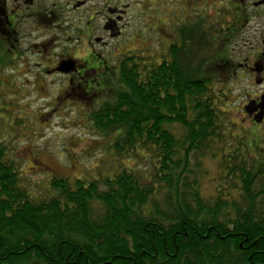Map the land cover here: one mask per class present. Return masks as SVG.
Instances as JSON below:
<instances>
[{
  "label": "trees",
  "instance_id": "obj_1",
  "mask_svg": "<svg viewBox=\"0 0 264 264\" xmlns=\"http://www.w3.org/2000/svg\"><path fill=\"white\" fill-rule=\"evenodd\" d=\"M196 20L185 67L175 47L171 63L134 52L104 79L115 92L95 94L79 78L72 86L92 103L103 99L86 118L111 142L103 153L118 172L101 166L36 183L20 169L12 135H0V264H264L263 124L246 112L243 127L227 118L219 79H234L239 31ZM9 50L0 43V69L12 66ZM206 161L216 164L213 179Z\"/></svg>",
  "mask_w": 264,
  "mask_h": 264
},
{
  "label": "rangeland",
  "instance_id": "obj_2",
  "mask_svg": "<svg viewBox=\"0 0 264 264\" xmlns=\"http://www.w3.org/2000/svg\"><path fill=\"white\" fill-rule=\"evenodd\" d=\"M187 1L188 16L204 14L214 28L220 30L221 24L224 27L232 20L227 9L229 0ZM152 3L153 0H128V17H124L120 26L123 38L114 40L108 49H102L95 42L97 38L110 41L109 33L103 31L106 17H93V30H85L87 17H75L76 21L72 23H75L76 31L68 25L59 24L57 26H61L62 32L56 37L22 36L21 44H15L17 54L11 59L8 58L12 66L0 69V135H12L13 141L7 143L20 159L21 171L30 173L34 182L46 183L53 176L70 179L88 177L89 174H96L101 166L119 171L115 159L103 153V147L111 142L98 136L86 118L87 113L93 111L103 99L92 103L76 92L80 91L79 88L69 86L70 79L75 76L71 75L74 72L73 66L72 70L65 69L58 73V70L47 68L44 64L50 65L74 58L80 65L85 59L92 58L89 56L91 43L97 54L102 53L107 58L139 50L140 57L155 55L160 62L166 50L162 44L166 41L165 35L161 28L153 30L152 17L139 15V9L147 10ZM155 3L158 10L163 11L164 5L170 3V0H156ZM250 3H258V6L240 11L251 16L252 21L246 22L242 17L244 21L238 24V37L230 46L233 63H244L247 58L256 57L262 51L260 40L264 36V0H250ZM157 21L162 24L165 17H157ZM191 22L197 24L196 18ZM217 48L218 45H212L208 55H213ZM131 54L126 53L127 56ZM113 71L116 69L95 68L88 71L85 81L79 82H85L83 85H94L93 88L97 90L95 94L104 95L111 90L115 92L117 85H105L104 81ZM99 73L102 74V79L97 77ZM219 79L224 87L223 92L226 93L225 103L229 112L227 118L238 128L243 127L244 107L249 102L248 97L263 88L255 86L245 78L238 79V83L231 78ZM15 121H21L22 124L15 125ZM245 125L250 127L248 122ZM258 130V134L264 136V124ZM135 164L134 161L126 162L129 167ZM202 170L208 174L206 177L209 179L215 178L218 173L214 162L206 161ZM205 184L210 186V190H206L211 191V180H205Z\"/></svg>",
  "mask_w": 264,
  "mask_h": 264
},
{
  "label": "flooded vegetation",
  "instance_id": "obj_3",
  "mask_svg": "<svg viewBox=\"0 0 264 264\" xmlns=\"http://www.w3.org/2000/svg\"><path fill=\"white\" fill-rule=\"evenodd\" d=\"M127 2L128 0H0V43H3L6 48H13L14 50L10 49L9 51L16 55L17 51H15V48L21 44L20 38L22 36L24 38L35 37V35L40 38L45 36L56 37L62 32L61 26L65 25L76 31V25L72 23V21H76L75 17H87L85 30H93V17H106L103 31L109 33L110 41L105 42L97 38L95 42L102 49H108L114 40L123 38L122 27L120 26L124 21V17H128L129 5ZM155 2L156 0H153L151 7L147 10L139 9V15L140 17H152L153 30H160L161 28L165 35L166 41L162 43L166 49L165 57L164 55L162 56L160 63L163 58L166 62H173L174 58L170 51L175 47L173 48L176 49L175 59L179 60L182 67H185L189 55L187 48L184 46V39L187 38L189 21L196 17L199 19V17L207 16L196 13L193 17H189L187 0H170V3L164 5L165 9L163 8V11H160L161 9L158 10ZM227 4L229 5L227 9L230 11L232 18L228 24L229 27H233L236 31H238V24L235 22L236 17H247L245 19L246 22L252 21L251 16L240 11L247 7L256 8L258 6V3H250V0H229ZM157 17H165V21L159 24ZM59 24L63 25L58 27L57 25ZM212 31L216 30L213 29ZM260 43L262 51L257 53L256 57L250 56L244 63L231 65L232 75L236 82H239L238 79L243 80L245 78L253 82L255 86L263 88L262 91L248 97L249 102L256 103L251 113L245 108V112L251 121H257L260 110L255 109L264 94V36L261 38ZM44 49L46 50L45 46ZM90 49L91 55L89 56H92L93 59H85L83 63L80 62V65L74 58H72L73 61L71 59L70 61H62L50 65L45 63L44 65L47 68L51 67L53 70H58V73L65 69L72 70L71 66H73L72 71L74 72L71 75L75 74V76L70 79L69 83L70 86H73L77 78H79V81H85L89 70L91 71L96 67L120 69L125 65L126 60L131 58L126 53H139V50L127 51L126 53H119L107 58L102 53L97 54L92 43L90 44ZM238 72H241L240 75H238ZM83 75L85 76L83 77ZM261 123L264 124V119Z\"/></svg>",
  "mask_w": 264,
  "mask_h": 264
},
{
  "label": "water",
  "instance_id": "obj_4",
  "mask_svg": "<svg viewBox=\"0 0 264 264\" xmlns=\"http://www.w3.org/2000/svg\"><path fill=\"white\" fill-rule=\"evenodd\" d=\"M255 104H256L255 102H250L249 105L246 107V110L249 113H251L253 110L252 108ZM255 110H260V113H259L258 118H257V122H262V120L264 119V94L261 98L260 103L256 106Z\"/></svg>",
  "mask_w": 264,
  "mask_h": 264
}]
</instances>
